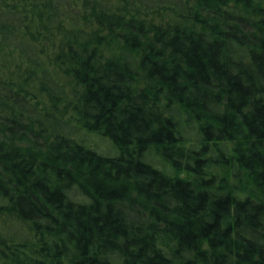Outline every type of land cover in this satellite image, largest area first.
Segmentation results:
<instances>
[{
	"label": "trees",
	"instance_id": "obj_1",
	"mask_svg": "<svg viewBox=\"0 0 264 264\" xmlns=\"http://www.w3.org/2000/svg\"><path fill=\"white\" fill-rule=\"evenodd\" d=\"M119 1L0 0V264H264V0Z\"/></svg>",
	"mask_w": 264,
	"mask_h": 264
},
{
	"label": "rangeland",
	"instance_id": "obj_2",
	"mask_svg": "<svg viewBox=\"0 0 264 264\" xmlns=\"http://www.w3.org/2000/svg\"><path fill=\"white\" fill-rule=\"evenodd\" d=\"M84 1L86 0H80V2L84 3ZM91 1L90 3H98L101 6V9L105 8L107 11H109L110 13H114V14H125L128 15V12L131 11V9H129L128 7H126L124 4H122L119 0H89ZM90 4H89V8L88 10H90ZM146 17L148 19H153L155 22L160 23L162 21L167 22L168 20H172V17L170 14L168 13H158V14H150L148 16H143ZM60 33H62V36L59 37V39L63 40V34L65 35L67 33V31L61 30Z\"/></svg>",
	"mask_w": 264,
	"mask_h": 264
}]
</instances>
